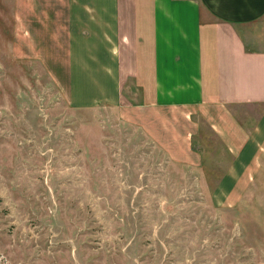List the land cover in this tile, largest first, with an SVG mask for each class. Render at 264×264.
<instances>
[{
	"label": "rangeland",
	"instance_id": "374dc122",
	"mask_svg": "<svg viewBox=\"0 0 264 264\" xmlns=\"http://www.w3.org/2000/svg\"><path fill=\"white\" fill-rule=\"evenodd\" d=\"M15 7L0 0V264H264V171L220 187L232 156L197 113L174 119L172 155L124 107H73L6 26Z\"/></svg>",
	"mask_w": 264,
	"mask_h": 264
},
{
	"label": "crops",
	"instance_id": "0c3cea01",
	"mask_svg": "<svg viewBox=\"0 0 264 264\" xmlns=\"http://www.w3.org/2000/svg\"><path fill=\"white\" fill-rule=\"evenodd\" d=\"M15 6L4 14L6 26L20 30L21 44L32 47L73 107H124L126 118L172 155L174 119L197 113L232 156L220 187L241 188L264 171V0H15ZM61 63L57 73L53 64ZM240 108L255 114L250 124L240 122L234 111Z\"/></svg>",
	"mask_w": 264,
	"mask_h": 264
}]
</instances>
